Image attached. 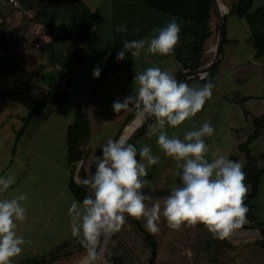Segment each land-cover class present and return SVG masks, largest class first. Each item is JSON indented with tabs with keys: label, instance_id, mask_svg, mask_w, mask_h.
<instances>
[{
	"label": "crops",
	"instance_id": "1",
	"mask_svg": "<svg viewBox=\"0 0 264 264\" xmlns=\"http://www.w3.org/2000/svg\"><path fill=\"white\" fill-rule=\"evenodd\" d=\"M23 2L36 10L35 19L29 21L28 18H19L12 10V13H3L4 18H0L6 21L3 29L0 25V37L7 47L4 73H0V177L13 175L16 178L14 185L0 193V199L27 194V200L22 202L27 210V220L18 222L17 232L26 241H30L22 246L23 251L13 259V264H19L28 258L47 256L59 245L80 239L72 236L68 215V209L75 200L69 189V127L81 114L86 117L89 124V165L94 161L96 151L103 148L108 139H117L122 135L119 136L121 130L135 111L132 109L116 113L112 107L117 100L122 102L125 97L133 94L135 75L156 66L174 75L184 71L183 64H189V56L180 40L172 55L161 56L142 51L140 57L133 58L128 52L123 60L118 61L116 57L123 50L125 40L153 36L154 28H162L166 22L175 18L152 10L144 0H82L89 11L83 16L89 30L81 40L80 62H76L75 72L70 77V89L77 95L79 102L70 94L62 105L52 111H39L26 133L17 140V135L24 126V118L33 111L36 103L42 101L49 90L60 93L63 89L66 79L64 75L71 71L73 54H76L75 45L77 46L76 36L71 33L74 13L70 3L66 0ZM175 20L181 30L186 27L185 23ZM120 24H126L128 30L116 32L115 28ZM212 39L213 37L205 45L204 59L210 58V53H213L210 48ZM248 39L249 37L247 41ZM29 43L34 45L33 51L24 48ZM227 60L232 69L238 68L233 59ZM97 67L101 70L99 78L93 76V70ZM230 76H217L216 80L205 83L187 81L189 86L197 87L213 83L212 95L195 117L176 128L166 127L167 134L183 139L185 132L193 130V124L199 127L209 121L214 128V134L204 138L210 149L209 158L217 150L228 158L231 157L230 150L237 148L239 153L242 143L233 125L239 114L246 119L247 117L241 107L230 101L233 94L225 95L221 90L223 80ZM240 80V76L233 78V82ZM245 97L251 98L246 104L254 99L264 102V96ZM83 105L86 107V114ZM224 127L226 137L232 142L231 147H224ZM147 131L135 141L136 148L139 152L142 145L150 146L153 154L160 157V161L147 169L145 179L150 184L142 191L170 192L171 190L155 187L157 183H165V176H178L179 170L175 161L165 157L160 151L156 144L157 137L149 138ZM136 221L139 223V220ZM126 222L140 230L128 218ZM196 228L203 229V232H192V236L200 237L198 240L194 238L198 247L195 246L190 251L191 262L188 264H264L263 249L246 247L248 243L235 244L230 239L225 247L223 240L214 239L201 224L191 229ZM132 231L129 230L128 233ZM130 239L135 241L133 236ZM157 246L156 264L160 257L158 241ZM122 256L123 253L120 252L117 257L126 264V259ZM150 260H146L145 264H149Z\"/></svg>",
	"mask_w": 264,
	"mask_h": 264
},
{
	"label": "clouds",
	"instance_id": "2",
	"mask_svg": "<svg viewBox=\"0 0 264 264\" xmlns=\"http://www.w3.org/2000/svg\"><path fill=\"white\" fill-rule=\"evenodd\" d=\"M127 30L126 24L115 28L118 33ZM152 31L153 36L125 40L116 59L123 60L128 52L133 58L140 57L142 51L172 55L180 40L181 27L177 21L173 19ZM100 74L98 67L93 70L95 78ZM213 88L211 82L202 87L189 86L170 71L149 67L135 75L133 94L122 102L113 103L116 113L134 109L140 126L154 118V122L148 124L147 135L156 136L160 151L175 161L180 184L164 198L163 207L159 201L149 206L146 201L151 197L142 190L150 184L145 179L147 169L158 164L160 157L155 156L148 145H142L138 152L136 146L129 143L128 136L108 139L102 158H97L94 175L83 180L92 195L86 196L82 203L73 200L68 209L71 234L80 238L88 253L85 264L97 259L96 245L100 237L119 232L126 223V216L143 219L145 229L152 234L159 232L161 217L167 227L175 231L182 226L202 224L214 239L220 240L228 238L245 222L248 208L244 201L248 187L244 165L219 150L212 152L209 158L210 149L204 138L214 134L211 123L205 121L199 127L193 124V130L185 132L183 139L176 135L170 137L166 132V127L176 128L195 117L211 97ZM15 183L13 175L0 177V193ZM26 200V193L0 199V264H13V259L23 251L22 246L30 243L17 232L18 222L27 220V210L22 203Z\"/></svg>",
	"mask_w": 264,
	"mask_h": 264
},
{
	"label": "trees",
	"instance_id": "3",
	"mask_svg": "<svg viewBox=\"0 0 264 264\" xmlns=\"http://www.w3.org/2000/svg\"><path fill=\"white\" fill-rule=\"evenodd\" d=\"M73 7L74 21L71 28V33L76 36L75 40L77 43L75 60L77 63L80 62L81 47L80 43L83 37L88 34V26L84 23L83 16L89 11L85 8L82 0H66ZM146 5L152 10L175 18L179 22L186 24V27L181 30L180 41L185 47V50L189 56V64H183L184 71H196L210 64L212 61L204 59L205 45L207 41L213 36L211 30V22L213 14H215V7L213 0H144ZM255 0H229L228 5L230 7L229 15H236L239 19L244 20L249 28V39L248 42L252 43L255 49V59L264 60V7L253 10ZM11 10V9H10ZM4 9L0 0V18H4ZM227 15V18L228 16ZM27 19V18H24ZM31 21L30 19H27ZM28 21V22H29ZM4 23L1 24L3 29ZM218 29V26H217ZM226 29L223 46L226 44ZM7 47L4 40L0 37V73L3 74V68L5 66V53ZM70 74V71L65 73V78ZM217 69L215 73L207 80L213 81L217 77ZM190 81V80H187ZM184 81V82H187ZM206 81V82H207ZM205 83V82H204ZM71 78L63 86L60 93H55L53 90H49L46 97L36 103L33 111L24 118V126L17 135V140L20 139L27 131L30 122L35 115L44 109L52 111L53 108L62 105L69 97L70 93L66 88H70ZM251 100L250 97H242L235 94L231 97L230 101L241 107L244 111L245 116H248V111L245 109V104ZM136 121L135 111L128 118L125 126L121 130L122 132L128 128L131 124ZM256 127V131L251 135L248 140L239 146V151L245 155L246 164L243 167V171L246 174L245 184L249 188V192L245 198V205L249 211L253 209V201L260 194V187L262 179L264 177V168L258 166V158L253 155L252 145L258 139L262 122ZM89 124L86 117L81 114L79 118L71 125L68 129V140H67V161L69 170L71 172V179L69 182V189L76 201L82 203L83 199L92 195L88 187L81 186L76 183L75 176L78 172L79 166L83 160L85 154L86 143L88 139ZM119 138V137H118ZM117 138V139H118ZM136 146V144L134 143ZM102 149H99L95 153L94 161L89 165L85 166L84 171L81 174V182L90 178L94 175L96 170L97 158H102ZM90 152H88V156ZM137 159L139 156L137 154ZM229 159L239 161L238 157H230ZM180 179L178 180V185ZM130 223L138 226V228L146 236L147 242L151 246L152 258L149 264H156L157 259V242L153 240V237L149 235L140 224L131 217H127ZM116 234L110 235V242L114 241ZM256 246L260 247L264 251V238H258L255 243ZM87 252L86 248L80 243V239L77 241L65 242L56 247L49 255L41 257H33L23 260L19 264H59L60 262L68 261L75 254H83ZM104 264H124V261L115 257L112 253H107L104 258Z\"/></svg>",
	"mask_w": 264,
	"mask_h": 264
},
{
	"label": "rangeland",
	"instance_id": "4",
	"mask_svg": "<svg viewBox=\"0 0 264 264\" xmlns=\"http://www.w3.org/2000/svg\"><path fill=\"white\" fill-rule=\"evenodd\" d=\"M223 3L229 8V0H222ZM4 13H12L10 8L2 3ZM264 7V0H255L253 10ZM221 10V9H220ZM222 11V10H221ZM229 15V14H228ZM4 21L0 19V25ZM218 16L215 10L213 14V19L211 22V29L213 31L212 43L210 42V48L213 53H210L211 57L206 58L207 61H213L215 57V48L218 40ZM226 44L223 46V60L217 67V76H228L230 77L223 80L221 84V90L225 95L238 94L239 96H253L261 97L264 96V60L255 59V49L252 43L247 41L249 37V28L244 20L239 19L236 15H229L226 20ZM28 51L34 50V45L29 43L27 46L24 45ZM9 55V52H7ZM233 59L236 69H232L229 60ZM235 76H240V81L233 82ZM217 77L215 78V80ZM245 109L248 112L247 119L239 114L234 121L233 128L235 133L238 135L241 143H244L248 138L253 135L256 131V127L262 120H264V102L260 100H252L248 104H245ZM137 121L131 124L127 129L133 127ZM125 129V131L127 130ZM225 133L224 147H231V141L226 137V127L223 128ZM125 131L122 133L124 135ZM235 141V140H234ZM235 148V147H234ZM252 152L255 157L258 158V166L264 168V121L262 122V128L258 139L252 145ZM231 157H238L239 162L243 165L246 164V157L240 151L238 153L237 148L230 150ZM77 181V177L75 176ZM165 183H157L155 188H164L166 190H171L173 186L178 185L179 176H165L163 178ZM163 192V191H156ZM167 192V191H166ZM249 192V188H248ZM151 199L146 201V203L151 206L154 201H159L163 207V200L165 197L161 196H150ZM253 209L249 211V215L246 216V220L243 224L252 225L256 227H264V177L262 179V184L260 187L259 196L253 201ZM128 216H126L127 218ZM140 226L144 229L145 221L143 219L139 220ZM159 224V232L155 236L150 233L148 234L153 237L155 242L158 241L160 248V257L158 264H188L191 262L190 256L192 248L197 246L196 241L200 235L192 236V232H197L198 234L203 232V229L182 226L180 230L175 231L167 227L166 220L161 217ZM202 225V224H201ZM203 226V225H202ZM129 230H133V233H128ZM208 231V230H207ZM127 235H126V234ZM209 233V232H208ZM116 237L114 241L109 242L105 255L107 253H112L117 257L120 252L123 253L122 258L126 259V264H145L146 260H150L152 257V250L150 244L146 240V236L142 231L138 230L137 227L128 224L127 222L122 227V229L115 233ZM210 234V233H209ZM211 235V234H210ZM135 237V241L131 240L130 237ZM197 238L195 240L194 238ZM233 237V238H232ZM261 237H248L246 231L235 230L228 238L223 240V246H227L228 240L230 239L235 244L248 243L246 247H255V241ZM229 240V241H230ZM195 244V245H194ZM198 247V246H197ZM198 249V248H197ZM243 249V248H242ZM122 250V251H121ZM193 253V252H192ZM88 253L75 254L68 261L60 262L59 264H85V258ZM99 264H104V258ZM194 255V254H193Z\"/></svg>",
	"mask_w": 264,
	"mask_h": 264
},
{
	"label": "water",
	"instance_id": "5",
	"mask_svg": "<svg viewBox=\"0 0 264 264\" xmlns=\"http://www.w3.org/2000/svg\"><path fill=\"white\" fill-rule=\"evenodd\" d=\"M215 10L217 12L218 16V40H217V45L215 48V57L214 60L206 65L205 67L198 69L196 71H181L174 76L177 78V80L180 81H187V80H196L198 83H204L206 82L216 71L218 65L221 63L222 58H223V42L225 38V27H226V20H227V15L230 13L229 8L226 13H222L219 8H218V0H213ZM77 46L75 45V49ZM76 69V60H75V53L73 54V62H72V67L70 74L66 77L63 86L66 84V82L70 79L71 75L75 72ZM201 77H204V79H201ZM66 90L72 95L73 99L77 102H79V99L77 95H75L70 88H66ZM83 110L84 114H86V107L83 105ZM154 118L146 121L142 126L137 125L135 128L133 134L130 136L129 143L134 144L135 141L148 130V124L153 123ZM88 147H89V142L87 143V147L85 150V154L83 157V160L79 166L78 172L76 174L77 181L76 183L85 186L81 182V174L85 169L87 159H88ZM149 196H161V197H166L170 192H156V191H143ZM238 231H246L248 233V237H261L264 238V227H256L252 225H246L242 224V226L237 229ZM109 236H101L99 239L98 244L96 245V253H97V259L94 262H91V264H99L100 261L103 259L107 245L109 242Z\"/></svg>",
	"mask_w": 264,
	"mask_h": 264
},
{
	"label": "built area",
	"instance_id": "6",
	"mask_svg": "<svg viewBox=\"0 0 264 264\" xmlns=\"http://www.w3.org/2000/svg\"><path fill=\"white\" fill-rule=\"evenodd\" d=\"M19 18L35 19L36 10L24 4L23 0H1Z\"/></svg>",
	"mask_w": 264,
	"mask_h": 264
},
{
	"label": "bare ground",
	"instance_id": "7",
	"mask_svg": "<svg viewBox=\"0 0 264 264\" xmlns=\"http://www.w3.org/2000/svg\"><path fill=\"white\" fill-rule=\"evenodd\" d=\"M218 8H219V10L220 9L222 10V11L220 10L222 13H226L228 11V8L224 5L222 0H218ZM137 125H138V123H136L133 127H130L129 129H127L125 131L124 135L130 137L133 134Z\"/></svg>",
	"mask_w": 264,
	"mask_h": 264
}]
</instances>
